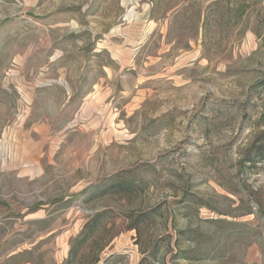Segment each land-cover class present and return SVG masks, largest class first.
I'll return each instance as SVG.
<instances>
[{
  "label": "rangeland",
  "instance_id": "1",
  "mask_svg": "<svg viewBox=\"0 0 264 264\" xmlns=\"http://www.w3.org/2000/svg\"><path fill=\"white\" fill-rule=\"evenodd\" d=\"M216 1L0 0V264H264V0Z\"/></svg>",
  "mask_w": 264,
  "mask_h": 264
},
{
  "label": "crops",
  "instance_id": "2",
  "mask_svg": "<svg viewBox=\"0 0 264 264\" xmlns=\"http://www.w3.org/2000/svg\"><path fill=\"white\" fill-rule=\"evenodd\" d=\"M180 235H183V232H179ZM190 249H185L183 248V246H180L179 244V240H178V253L180 254V257L178 258V262H182L185 260H194L191 258H188V253H189Z\"/></svg>",
  "mask_w": 264,
  "mask_h": 264
},
{
  "label": "trees",
  "instance_id": "3",
  "mask_svg": "<svg viewBox=\"0 0 264 264\" xmlns=\"http://www.w3.org/2000/svg\"><path fill=\"white\" fill-rule=\"evenodd\" d=\"M221 3H223V0H218V1H216L215 2V5L216 6H218V5H220ZM261 162H264V160H262ZM96 221V222H95ZM94 222H95V225H100L101 224V219H99V217H98V220H95ZM76 252H77V249L76 250H71V252H70V256H71V258L73 257V256H75L76 255ZM180 257V254L178 253V258ZM191 259H193V258H191Z\"/></svg>",
  "mask_w": 264,
  "mask_h": 264
}]
</instances>
